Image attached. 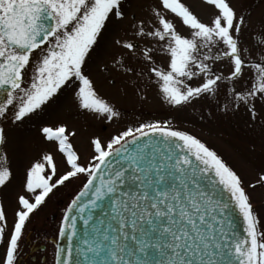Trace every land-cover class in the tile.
<instances>
[{"label": "snow or ice", "instance_id": "1", "mask_svg": "<svg viewBox=\"0 0 264 264\" xmlns=\"http://www.w3.org/2000/svg\"><path fill=\"white\" fill-rule=\"evenodd\" d=\"M100 76L242 115L260 129L254 182L167 119L90 135L82 155L77 122L122 115ZM71 186L54 264H264V0H0V264H21L28 223Z\"/></svg>", "mask_w": 264, "mask_h": 264}, {"label": "rangeland", "instance_id": "2", "mask_svg": "<svg viewBox=\"0 0 264 264\" xmlns=\"http://www.w3.org/2000/svg\"><path fill=\"white\" fill-rule=\"evenodd\" d=\"M188 4L195 3V0H183ZM199 11V9H194ZM103 77V76H102ZM99 89L104 98L114 103L122 113L120 120L113 125H104L90 118L77 122L78 135L72 140L77 150L84 155V146L87 137L98 135L101 138H107L114 134L116 130L126 124H135L140 121L152 120H171L176 127L189 131L198 136L215 150L242 176L245 187L256 179L257 170L260 167V129L249 128L244 123L242 115L224 116L216 113L214 105L207 101L197 102L194 106H189L181 112H176L165 105L159 98L155 89L147 92V98L141 97L145 93L137 94L132 88L128 87L119 76H113L115 84H108ZM211 109L213 116H208V110ZM92 125V131L90 128ZM105 127V128H104ZM252 144H256L257 151H251ZM26 161H17L14 159V168L17 170V179L19 182V170ZM67 189V188H65ZM65 189L57 191L54 198L57 200L62 197ZM263 193V194H262ZM252 202L258 208L264 204V189L257 188L250 193ZM261 205V206H260Z\"/></svg>", "mask_w": 264, "mask_h": 264}, {"label": "flooded vegetation", "instance_id": "3", "mask_svg": "<svg viewBox=\"0 0 264 264\" xmlns=\"http://www.w3.org/2000/svg\"><path fill=\"white\" fill-rule=\"evenodd\" d=\"M103 79L102 76L97 77L98 91L102 88L101 86L106 85ZM102 96L104 97V95ZM91 127L92 125L89 129L92 131ZM16 184L18 186V182ZM75 190L76 186L65 189L62 197L57 200L54 198L55 194L51 195L47 204L32 217L21 240L19 257L21 264H54L55 245L52 240L62 211L71 196L74 195ZM262 205H264L263 202ZM9 223L11 224V209H9ZM0 251H2V248H0Z\"/></svg>", "mask_w": 264, "mask_h": 264}, {"label": "water", "instance_id": "4", "mask_svg": "<svg viewBox=\"0 0 264 264\" xmlns=\"http://www.w3.org/2000/svg\"><path fill=\"white\" fill-rule=\"evenodd\" d=\"M235 227L237 232L241 235V237H243V223H242V219L239 217V215L237 214L235 216ZM64 242L61 241V244H63Z\"/></svg>", "mask_w": 264, "mask_h": 264}]
</instances>
